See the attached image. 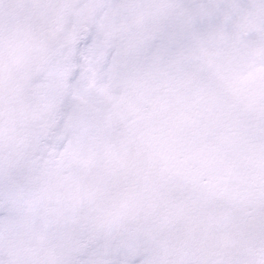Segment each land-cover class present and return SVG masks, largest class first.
<instances>
[{
  "label": "snow or ice",
  "instance_id": "6c2138e0",
  "mask_svg": "<svg viewBox=\"0 0 264 264\" xmlns=\"http://www.w3.org/2000/svg\"><path fill=\"white\" fill-rule=\"evenodd\" d=\"M0 264H264V0H0Z\"/></svg>",
  "mask_w": 264,
  "mask_h": 264
}]
</instances>
